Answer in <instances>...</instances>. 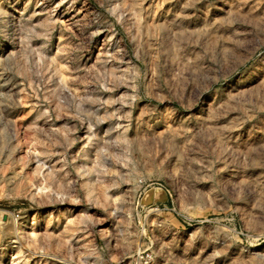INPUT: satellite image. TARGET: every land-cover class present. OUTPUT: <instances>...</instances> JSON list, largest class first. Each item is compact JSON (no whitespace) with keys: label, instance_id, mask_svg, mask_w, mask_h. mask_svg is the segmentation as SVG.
<instances>
[{"label":"rangeland","instance_id":"rangeland-1","mask_svg":"<svg viewBox=\"0 0 264 264\" xmlns=\"http://www.w3.org/2000/svg\"><path fill=\"white\" fill-rule=\"evenodd\" d=\"M0 264H264V0H0Z\"/></svg>","mask_w":264,"mask_h":264},{"label":"bare ground","instance_id":"bare-ground-1","mask_svg":"<svg viewBox=\"0 0 264 264\" xmlns=\"http://www.w3.org/2000/svg\"><path fill=\"white\" fill-rule=\"evenodd\" d=\"M9 95V94H8ZM88 135V134H87ZM89 137V136H88ZM38 160H39V157H38V155L37 154H35V153H31V154H29V158H28V161L29 162H31V164L32 165H35V167H34V172L36 173V174H42L39 170H38V167H37V162H38ZM39 166V165H38ZM40 167V166H39ZM42 167V166H41ZM40 167V168H41ZM47 168V167H46ZM49 168V167H48ZM43 172V171H42ZM50 172V171H49ZM44 174V173H43ZM50 174V173H49ZM48 174V175H49ZM46 175V174H45ZM51 175V174H50ZM41 176V175H40ZM33 178V177H32ZM43 182V181H42ZM34 185V184H33ZM50 185V184H49ZM58 194V193H57ZM63 195V194H62ZM48 196V195H47ZM33 238V237H32Z\"/></svg>","mask_w":264,"mask_h":264}]
</instances>
